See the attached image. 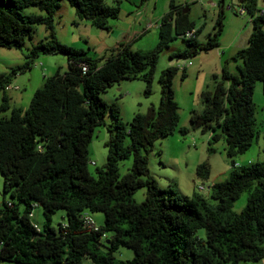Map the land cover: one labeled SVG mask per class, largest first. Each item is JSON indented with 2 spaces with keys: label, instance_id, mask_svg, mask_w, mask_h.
Returning <instances> with one entry per match:
<instances>
[{
  "label": "trees",
  "instance_id": "16d2710c",
  "mask_svg": "<svg viewBox=\"0 0 264 264\" xmlns=\"http://www.w3.org/2000/svg\"><path fill=\"white\" fill-rule=\"evenodd\" d=\"M60 0H0V47H20L31 37L34 25H43L49 36L33 44L25 61L0 73V91L11 78L30 68L39 54L60 53L67 68L44 78L26 108L8 105L2 95L0 112V264H236L264 260V163L238 166L233 157L243 153L256 137L254 84L261 82L264 95V9L255 0H242L252 31L246 47L238 50V74L221 69V80L203 94L202 112L192 111L190 126L201 132L214 123L224 137L231 169L227 177L209 187V203L201 194L184 195L176 188H161L150 174L147 152L153 141L166 136L178 122L172 78L176 67H167L157 78L159 102L145 113H136L125 125L116 102H105L100 94L120 79L140 78L149 93L158 53L176 36L186 48L172 53L183 58L218 46L222 30V9L214 30L198 43L187 12L175 8L158 23V40L147 51H132L120 44L102 64L87 51L61 43L53 33L54 14ZM119 1V0H117ZM80 19L100 29H110L107 19L118 7L103 0H67ZM29 6L43 12L25 14ZM185 76L184 71L181 78ZM111 121L104 143L106 161L101 168L88 170L87 147L93 130ZM186 128H179L185 134ZM212 152V148H207ZM130 159L126 173L119 163ZM195 174L207 179L209 166L197 164ZM144 188L140 202L134 192ZM243 191L246 204L240 212L233 202ZM42 209L43 223L31 221L32 208ZM56 209H63L65 222L51 225ZM101 212L103 223L97 231L83 227L84 212ZM36 226V227H35ZM204 229V238L196 231ZM130 248L133 256L116 260L113 252Z\"/></svg>",
  "mask_w": 264,
  "mask_h": 264
},
{
  "label": "rangeland",
  "instance_id": "374dc122",
  "mask_svg": "<svg viewBox=\"0 0 264 264\" xmlns=\"http://www.w3.org/2000/svg\"><path fill=\"white\" fill-rule=\"evenodd\" d=\"M108 6H117L114 17H108L110 29H100L88 20L80 19L75 15L67 0H60L54 14L53 33L63 44L81 48L97 64H102L113 51L121 44H127L132 51H147L152 49L157 40V27L160 18L171 9H187V17L193 22L195 39L203 43L214 30L218 10L222 9V30L218 36V46L205 51H199L186 58L173 56L187 46L181 37L176 36L158 53V58L149 84V93L144 94L145 82L140 78L120 79L108 86L101 94L107 102H116L119 106L120 116L125 125L136 113H145L149 106H157L159 102V83L157 78L160 72L167 67H176L172 78L174 101L177 105L178 122L172 133L153 141L147 152V166L150 174L155 178L161 188L172 186L180 193L190 196L193 192L200 193L209 203L215 201L209 196L210 183L224 180L231 164L226 156V143L218 126L213 124V129L208 128L201 132L190 125L192 111L202 112L203 94L211 91L215 81L221 80V69L224 67L232 74H238L237 67L241 59L235 58L238 50L246 47L247 38L252 31L249 14L236 13L243 2L239 0H103ZM256 8L264 9V0H255ZM25 14L34 12L42 14L36 7L29 6L23 10ZM147 23H150L147 26ZM264 29V24L262 25ZM49 36V31L43 25H34L31 37L25 38L20 47H0V73H6L11 67L20 65L25 61L29 48ZM185 66L182 68V66ZM67 68V60L63 54H39L31 62L30 68L17 72L11 78V84L18 86V90L9 89L7 92L20 95L23 98L21 106L24 108L35 88L42 85L44 78L56 71L63 73ZM184 71L185 76L181 78ZM0 91V101H1ZM252 101L254 103V118L256 137L247 149L233 157L235 164L247 165L250 162L264 163V95L261 82L254 84ZM7 116L8 110L0 112ZM111 118L109 114L103 117V123L93 130L88 144V170L101 168L106 161L107 150L104 143L109 138ZM179 128H186L185 134ZM213 150L209 152L208 147ZM93 161L94 164H91ZM206 162L209 166L207 179L198 178L195 174L197 164ZM131 165V160L124 159L119 163V174L123 175ZM204 189L199 190V185ZM2 176L0 174V207L2 202ZM144 198V188L137 189L133 194L136 202ZM247 192L243 191L233 202L232 210L240 212L246 204ZM94 223L99 226L103 223L101 212H88ZM31 221L38 227L43 223V214L40 206L35 205L31 211ZM65 222L63 209H56L51 217V225L55 228ZM196 234L204 238V229L199 228ZM116 260L132 258L130 248L119 247L113 252ZM236 264H264V260L257 262L240 261Z\"/></svg>",
  "mask_w": 264,
  "mask_h": 264
},
{
  "label": "built area",
  "instance_id": "2783aa9c",
  "mask_svg": "<svg viewBox=\"0 0 264 264\" xmlns=\"http://www.w3.org/2000/svg\"><path fill=\"white\" fill-rule=\"evenodd\" d=\"M246 11H245V8L243 6H239V8L236 10V13H238L239 15H242L244 14ZM149 26V25H148ZM193 35V32L192 31H188L185 33V36L186 37H190ZM185 66L183 65L182 68H184ZM9 89H14V90H18V86H12L11 84H8L4 87V91H7ZM91 164H94L93 161H90ZM199 190H203L204 189V186L203 185H200L198 187ZM81 221H82V224H83V227L86 228V229H89V230H92V231H97L98 230V226L94 223L92 217L88 214V213H82L81 215ZM36 227V226H35Z\"/></svg>",
  "mask_w": 264,
  "mask_h": 264
},
{
  "label": "crops",
  "instance_id": "0c3cea01",
  "mask_svg": "<svg viewBox=\"0 0 264 264\" xmlns=\"http://www.w3.org/2000/svg\"><path fill=\"white\" fill-rule=\"evenodd\" d=\"M148 25H150V23H147V26ZM156 26H158V25H156ZM157 31H158V27H157ZM192 36H194L195 37V33H193V35ZM121 44V43H120ZM113 53H115V52H113ZM12 85V84H11ZM12 86H16V85H12ZM39 88V87H38ZM37 88H35L34 89V91L36 90ZM12 90H14V89H12ZM33 91V92H34ZM33 92H32V94H33ZM32 94H31V96H32ZM4 96L6 99H7V101H8V105L10 106V107H12V106H15V107H20V108H23L22 106H21V103H23V98L20 96V95H13V94H9L7 91H4L3 93H1V96ZM31 96H30V98H31ZM30 98H29V100H30ZM29 100H28V103H29ZM27 106H28V104H27ZM26 106V107H27ZM26 107H24V108H26ZM213 124L214 123H212L211 124V126H213ZM250 162V161H249ZM238 165V164H237ZM239 166V165H238ZM211 184H213V183H210L208 186H206V188L207 189H209V187H210V185ZM202 185V184H201ZM200 186V185H199ZM193 193H197V192H193ZM200 194V193H199Z\"/></svg>",
  "mask_w": 264,
  "mask_h": 264
},
{
  "label": "water",
  "instance_id": "95a60500",
  "mask_svg": "<svg viewBox=\"0 0 264 264\" xmlns=\"http://www.w3.org/2000/svg\"><path fill=\"white\" fill-rule=\"evenodd\" d=\"M239 2H242V0H239ZM182 12L183 13L187 12V9H182Z\"/></svg>",
  "mask_w": 264,
  "mask_h": 264
}]
</instances>
